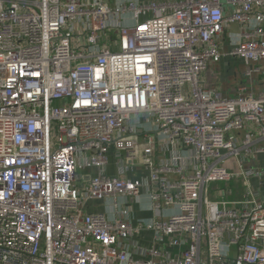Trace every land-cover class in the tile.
Here are the masks:
<instances>
[{
    "label": "built area",
    "instance_id": "obj_1",
    "mask_svg": "<svg viewBox=\"0 0 264 264\" xmlns=\"http://www.w3.org/2000/svg\"><path fill=\"white\" fill-rule=\"evenodd\" d=\"M226 4L0 0V264H264V91L202 79L253 19L226 55L264 71V0Z\"/></svg>",
    "mask_w": 264,
    "mask_h": 264
},
{
    "label": "crops",
    "instance_id": "obj_2",
    "mask_svg": "<svg viewBox=\"0 0 264 264\" xmlns=\"http://www.w3.org/2000/svg\"><path fill=\"white\" fill-rule=\"evenodd\" d=\"M92 1V0H89ZM110 8H116L117 6L127 3L130 0H101ZM139 2H150L153 0H137ZM225 3V13L230 14L232 12V7L226 4L227 0H222ZM132 13H127L122 17L123 22L126 24H130L132 21ZM257 21L251 20L246 25H241L236 22L230 23L225 28L224 33L220 38V45L222 52L225 54L222 59L217 63H212L210 67L202 74V79L208 88H214L221 92H223L226 96H236L237 89L241 85V83L246 84L248 86V91H252L255 94L264 91V71L261 73H255L252 75L251 79L244 80V72L248 68V65L238 59L226 55L227 52L232 48V41L231 39H235L239 36L242 30H251L252 28L256 27ZM236 63V64H235ZM264 69V67H263ZM111 162L108 167V173L110 175H115V156L114 151H111ZM256 165L263 166L264 165V155L258 156L256 160ZM113 166V167H112ZM91 174H96V169H91L89 171ZM238 183V182H237ZM237 192H239V196L242 195L243 191L240 188L234 190V196L236 197ZM143 205H141L138 201H135L133 204L134 209V216L135 218H143V217H151L153 214L150 211H145L149 208L148 201L146 198L143 197L142 199ZM106 209L103 203L95 202L92 203L89 207L86 208L88 212L100 211L103 212ZM151 236H148L141 241L147 243L148 245L151 244Z\"/></svg>",
    "mask_w": 264,
    "mask_h": 264
},
{
    "label": "rangeland",
    "instance_id": "obj_3",
    "mask_svg": "<svg viewBox=\"0 0 264 264\" xmlns=\"http://www.w3.org/2000/svg\"><path fill=\"white\" fill-rule=\"evenodd\" d=\"M100 45H101L102 49H109L111 51H114L115 48H114V45H113V43L111 41L110 33L105 34V36H103V38L101 39ZM233 162H234V158H231V159L228 160V164L231 165L232 168H234V166H232ZM227 184H229V187H233L234 190H236L237 188H240L241 191H243V192L246 190V188L243 185L241 180L238 183H235V184H233V183H227ZM223 188H226V184L223 183V182H213V183L210 184V189L213 190L211 192V194H215L216 190L223 189ZM236 197H240L239 196V192H237Z\"/></svg>",
    "mask_w": 264,
    "mask_h": 264
}]
</instances>
